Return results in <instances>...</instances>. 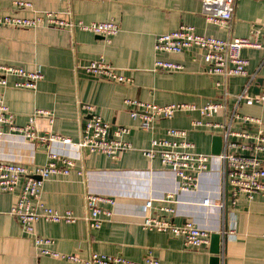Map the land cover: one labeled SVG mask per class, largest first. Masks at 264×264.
<instances>
[{
    "label": "crops",
    "instance_id": "1",
    "mask_svg": "<svg viewBox=\"0 0 264 264\" xmlns=\"http://www.w3.org/2000/svg\"><path fill=\"white\" fill-rule=\"evenodd\" d=\"M15 1H28L31 7H16ZM43 11L84 22L115 20L120 30L104 38L58 27L0 26V64L26 70L39 65L43 73L35 89L13 87L18 80L14 76L7 77L6 86L0 85V96L13 113L15 124L24 125L35 109H46L53 115L50 129L77 141L79 122L85 116L80 105L88 103L112 127H130L124 138L132 148L122 151L117 159L83 149V161L67 176L44 181L40 200L60 212L69 209L80 218L73 223L37 222L35 232L53 239L51 249L81 259L96 252L134 261L153 256L160 264H210L209 244L194 249L186 246L180 236L146 230L141 223L147 214L174 224L193 221L210 234L219 232V264H264V195L251 201L239 198L230 205L223 191L222 167L216 158L201 175L198 187L182 193L171 170L158 158H146L141 152L153 138L165 137L170 127L185 129L196 151L206 154H212L213 138L219 136L221 152L222 130L193 127L192 121L227 123L236 107L241 114L258 117L264 133V101L246 105L230 97L225 116L222 112L210 116H202L198 110L177 112L171 119H153L149 130L137 127V120L129 116L131 106L125 104V99H138L158 105L186 102L202 107L220 101L221 91L215 86L219 76L204 72L197 49L162 54L163 59L181 63L184 68L180 71L153 69L155 36L181 25H191L198 33L213 37L255 39L259 48L241 49V56L248 60L247 74L231 77L228 90L234 95L243 90L250 95L264 93V83H257L264 79V0H236L230 33L206 22L201 0H0V15L30 18ZM99 58L129 77L130 82L104 80L75 69L77 63ZM37 126L43 131L48 123L39 118ZM230 127L239 131L244 126L233 121ZM0 157L41 165L46 162V144L7 135L0 141ZM260 158L264 166V154ZM80 165L83 175L78 174ZM89 191L112 200L102 206L112 209L113 215L98 229L81 219L85 213L84 195ZM205 197L210 199L207 206L201 203ZM16 198V193L0 192V264H82L40 254L31 236L23 233L18 220L10 214ZM147 200L150 206L146 209Z\"/></svg>",
    "mask_w": 264,
    "mask_h": 264
},
{
    "label": "built area",
    "instance_id": "2",
    "mask_svg": "<svg viewBox=\"0 0 264 264\" xmlns=\"http://www.w3.org/2000/svg\"><path fill=\"white\" fill-rule=\"evenodd\" d=\"M235 4L236 0H201V13L206 22L226 28L230 33ZM14 5L31 7L28 1H15ZM0 26L58 27L70 32L75 30L90 32L104 38L114 36L120 30V25L115 20L84 22L72 18L62 19L53 11H43L30 18L0 15ZM244 47L259 48L260 44L248 37L228 35L226 38H219L203 35L191 25H181L174 31L157 34L153 45L156 55L153 69L167 72L180 71L184 68L181 63L163 59L162 54H177L197 49L201 52L204 72L219 76L215 86L221 91V99L217 102H208L202 107L186 102L158 105L138 99H125V104L131 106L129 116L137 120L139 129L149 130L153 119H171L177 112L198 110L202 116H210L218 112H222L225 116L230 97H234L238 102L243 100L246 105L262 103L264 93L250 95L243 90L234 95L228 90V81L231 77L247 74L248 60L241 56V49ZM75 69L104 80L130 82L129 77L118 73L103 58L86 64L77 63ZM8 76L18 78L12 84L13 87L35 89L43 73L39 65L26 70L19 66L0 64V85H7ZM80 108L85 112V116L79 122V139L72 141L50 129L53 115L46 109H35L24 125H16L13 113L0 96V141L4 136L15 135L32 144L38 142L46 144V162L41 165H27L0 157V192L17 194L10 214L18 220L23 233L31 236L40 254L82 264H160L153 256H148L142 261H134L119 255L96 252L81 259L74 254L59 253L51 249L49 246L53 244V239L35 232L34 227L37 222L73 223L80 218L69 209L60 212L40 200L44 181L52 177L67 176L77 163L83 161L81 154L83 149L105 155L110 159H117L122 151L132 148L131 143L124 138L130 132L129 126L112 127L102 119L91 104L82 103ZM39 118L45 119L48 123V128L43 131L37 126ZM233 121H239L244 127L239 131L231 130L230 123ZM192 126L220 128L224 140L223 150L217 155L198 152L194 142L187 139L185 129L170 127L166 129L165 137L153 138L149 147L141 149L142 154L149 159L158 158L162 165L168 167L178 180L177 186L182 193L198 187L201 175L208 170L210 161L216 158L222 167L223 191L230 205H235L239 198L251 201L257 196L264 195V166L260 158V155L264 154V133L260 128L261 120L258 117L241 114L234 107L227 123H203L201 120H193ZM251 126H254L255 130L251 131ZM78 174H84L81 165ZM108 202L112 203V200L106 196L91 191L86 192L85 213L81 219L93 229L100 228L114 212L102 206ZM201 203L207 206L210 204V199L205 197ZM149 206L150 201H145L144 208L147 209ZM141 225L146 230L180 236L186 246L194 249L208 246L210 240V232L193 221L174 224L164 218L145 214Z\"/></svg>",
    "mask_w": 264,
    "mask_h": 264
},
{
    "label": "water",
    "instance_id": "3",
    "mask_svg": "<svg viewBox=\"0 0 264 264\" xmlns=\"http://www.w3.org/2000/svg\"><path fill=\"white\" fill-rule=\"evenodd\" d=\"M258 84H263L264 79H258ZM258 85L255 86V89L258 90ZM221 138L219 136H214L213 138V149L212 154H219L221 150ZM37 178V177H36ZM220 242H221V234L219 232H213L210 234V242H209V252L211 254L210 264H219V253H220Z\"/></svg>",
    "mask_w": 264,
    "mask_h": 264
}]
</instances>
